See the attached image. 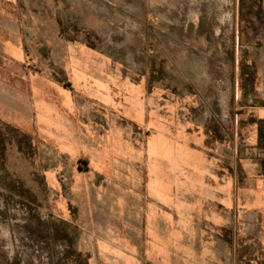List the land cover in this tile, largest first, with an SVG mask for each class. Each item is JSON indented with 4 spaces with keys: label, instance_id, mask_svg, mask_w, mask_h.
<instances>
[{
    "label": "rangeland",
    "instance_id": "obj_1",
    "mask_svg": "<svg viewBox=\"0 0 264 264\" xmlns=\"http://www.w3.org/2000/svg\"><path fill=\"white\" fill-rule=\"evenodd\" d=\"M263 65L262 0H0V264L263 258L224 193Z\"/></svg>",
    "mask_w": 264,
    "mask_h": 264
},
{
    "label": "crops",
    "instance_id": "obj_2",
    "mask_svg": "<svg viewBox=\"0 0 264 264\" xmlns=\"http://www.w3.org/2000/svg\"><path fill=\"white\" fill-rule=\"evenodd\" d=\"M264 1V0H262ZM12 38V37H11ZM6 70L12 72L13 75L5 74L4 76V107L11 113L10 116L5 115V118L11 120L20 111H25L26 88L22 80H19L21 71H18L17 64L4 63ZM256 76L255 89L256 92L262 94L258 103L252 104L248 101L246 111L236 112L235 115L246 117L248 120L244 125V134H242V141L245 143L246 149L243 153V160L246 165V174H242L239 182L241 186L235 185V176L230 172L228 176L229 184H225L224 193H230L232 198H240L241 203V217L242 220H247L241 224L242 230H256L262 233L260 242L264 245V65L261 66ZM36 85L30 86V89ZM28 90L27 96H31L35 100V96ZM30 110V108H29ZM15 115H12V114ZM245 119V118H243ZM245 121V120H244ZM256 126H258V133H256ZM258 134V135H256ZM179 171V170H178ZM179 181L183 186L188 183L189 177H184ZM195 179V178H193ZM195 182V180H192ZM227 183V182H226ZM226 198H228L226 196ZM233 227V226H232ZM264 252V246L262 248ZM250 264H264L263 258H256L250 260Z\"/></svg>",
    "mask_w": 264,
    "mask_h": 264
}]
</instances>
